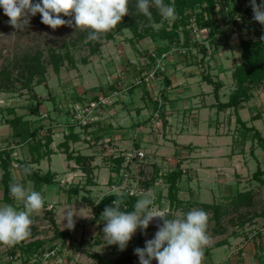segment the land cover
Instances as JSON below:
<instances>
[{
  "label": "rangeland",
  "instance_id": "rangeland-1",
  "mask_svg": "<svg viewBox=\"0 0 264 264\" xmlns=\"http://www.w3.org/2000/svg\"><path fill=\"white\" fill-rule=\"evenodd\" d=\"M32 2L37 3L39 0ZM218 17L221 21V15ZM8 19L0 7V72L5 71L10 75V80L5 78L6 74L0 75V149L12 141V128L7 119L22 115L35 126L44 125L42 134L46 133L48 126L53 125L55 134L51 147L55 153L33 165L42 173L51 170L57 174L56 183L44 185L38 192L48 203L47 208L53 209L59 227L72 232V238L67 240L65 246L60 244V240H55L54 242L58 243L55 253L38 257L40 262L98 264L96 259L88 255L92 252L106 255L113 262L120 260L122 264H139V257L134 250L137 247H145V241L154 238L159 223H155V219L150 222L152 231L144 232L142 236H140L142 230L138 229L126 249L121 251L117 245H109L103 236L105 222L101 219V213L104 210L96 214L83 196L90 195L98 201L109 193L121 194L127 192V189L130 190L129 193L138 196L139 193L146 191L142 183L145 176L141 175V169L149 170L148 175L151 176L154 170L152 163L159 165L160 172H165L181 162L185 175L180 182L179 195L184 204L176 209L174 214L186 213L194 208L202 209L200 208L202 203H219L224 208L229 207L230 210L221 218L222 230L215 229L213 211L207 212L209 215L207 231L211 242L204 251L210 245L226 239L227 244L218 246L217 257H213L215 261L229 264L226 261L229 255L235 261L240 257L247 258L243 252H249L251 259L249 260L248 256V264H258L253 253L256 247L264 245V216H257L264 206V186L254 179L253 174L258 163L264 169V145L252 139L241 143L242 128L232 108L218 112L216 108L211 109L208 106L216 100L212 86L202 75L203 67L199 63L202 54L199 46L191 47L185 59L184 54L183 56L172 52L168 54L163 61L166 64L164 73L170 76L172 83L176 81V86H172L171 89L191 85L192 88L189 90L194 91L204 87L205 90L211 91V96L206 98V106L197 98L185 102L187 106L190 104L194 108L189 114L183 113V107L186 105L182 106L179 102L176 105L171 100L167 102L164 114L168 119L171 113L173 115L172 124L168 125L170 127L168 129L167 125L164 126L160 112V116H157L153 103L158 99L159 91L164 86L163 77L155 74L147 78L153 69H143L149 60L143 52L136 51L132 45L130 39L135 38L134 30L126 28L123 31H116L113 39L99 42L88 40L87 30H75L74 27L68 26L53 30L41 22L39 13L31 17L30 24L22 30L10 26ZM137 20L140 22L137 31L141 32L144 30V22L141 23L139 15L132 21ZM238 21L242 23L239 18ZM159 26L160 24L154 25L156 28ZM168 26L170 27L171 23H168ZM191 26L193 40L204 42L209 48L211 57L208 59L212 75L225 81V86L220 92L221 100L225 101L234 88L233 68L242 61L241 39L257 37L247 30L245 24L238 29L236 25L230 23L226 33L220 34L215 49L210 41L205 40L208 28L200 27L195 22H192ZM178 38L180 43L176 42L177 38L171 40L147 36L136 40L135 44L139 50L141 48L150 51L165 44L181 47L184 41L183 33H180ZM36 51H41L45 73L42 76L37 72L28 83L30 87H27L25 83L27 84L30 77L27 70L29 61H24V58L28 53L35 54ZM53 53L56 58L60 56L62 58L59 71L54 69L55 60L51 58ZM174 74L177 78H172ZM189 74L191 76L187 78ZM41 78V83H37ZM32 93L37 94L41 101L40 114L30 112V105L32 103L36 105L39 100L32 99ZM96 96L101 103L91 107L90 104L97 101L94 99ZM174 96L173 94L172 97ZM257 96L258 98L247 102L248 110L241 111L243 114L241 117L248 125H255L264 135V87ZM201 106L205 108L195 109ZM257 113H261L260 118L250 119ZM87 122L96 123L89 128V132H85L82 127ZM99 122L103 130L97 125ZM187 122L188 125L185 126ZM69 123L73 124L74 130L81 137V140L70 143L71 149L76 154L91 157L89 161L93 177L91 184H87V176L81 165L69 159L64 147L60 146L64 135L70 130ZM193 123L198 125L193 126ZM109 124L115 131L113 140L116 142L110 143L103 139L104 137L98 140L92 138V132L95 131L98 135L104 136L102 132L107 133ZM135 139L140 143V151L144 153V157H138L126 166L130 160L128 158L132 155L130 153ZM14 145L16 157L30 158L27 144ZM232 146H235V152H232ZM118 155H126L119 170L113 161ZM125 166L128 167L127 170H124ZM12 170L16 181L34 190V183L26 179L16 164ZM1 176L0 168V181ZM122 179L123 182L120 183ZM76 184L83 185L84 188L78 195L68 196L63 188L67 189ZM85 189H90L91 192ZM149 189L155 194L157 207L160 202L169 207L168 184L163 177L159 176ZM247 191L252 194L251 203L236 209L231 208L233 197L238 192ZM0 194H3L1 182ZM4 203L6 202L0 199V204ZM16 207L22 208V204L16 202ZM68 210L79 215L75 217L73 229L64 227L66 224V221H63L64 214ZM44 212L42 209L34 216V225L31 235L25 239L26 243L36 239L48 242L52 240L53 224ZM259 231L260 236L257 234ZM11 247L0 244V264L11 262L29 264L28 260L20 256V252L12 258L9 254ZM31 263L37 264L36 261Z\"/></svg>",
  "mask_w": 264,
  "mask_h": 264
},
{
  "label": "trees",
  "instance_id": "trees-1",
  "mask_svg": "<svg viewBox=\"0 0 264 264\" xmlns=\"http://www.w3.org/2000/svg\"><path fill=\"white\" fill-rule=\"evenodd\" d=\"M136 2L137 0H130L129 14L123 17L122 22L117 26L116 29L102 37L99 42L106 39H113L116 31H123L126 28L134 30L133 36L135 38L130 39V41L135 50L140 53L143 52L144 56H146L149 60L143 69L150 70L157 66L158 60L165 53H179L181 56L184 54L185 59L186 55L190 52L189 50L191 47L199 46V51L202 54L201 58H199L200 66L203 67L202 75L204 80L212 86L213 94L216 100L213 106L218 112H223L230 108L234 110V113L236 114V120L242 128V144H244L246 140L252 139L257 140L261 145H264V135L261 133V131L255 125H248V122L242 119L240 115V109L244 107V102L253 98L255 96V92L264 87V39H262V37H264V25L256 22L253 19L254 14L250 6V0H165L166 4H174L177 13V19L174 22H171L170 27L168 26V21H162L155 8L150 9L153 19L152 21H149L137 10ZM261 2H264V0H257V4H260ZM137 15L141 16V23L144 22V30L141 32L137 31V28L140 26V22H138V20L132 21L137 18ZM219 15H221V21L218 17ZM238 18L241 19L242 23H239ZM192 22H195L200 27H206L209 29L205 40L210 41L211 44L214 45L215 49L217 48L216 43L220 40V34L226 33L227 27L230 23L236 25L238 29H241L245 24L247 30L249 32H253L257 37V39H241L240 45L242 48V61L236 64L233 68L232 78L234 88L230 92L228 99L225 101L221 100L220 94L221 90L225 86V83L222 79L212 75L210 71L208 57H211V53L209 48L204 44V42L193 40V37L191 36ZM156 24H160L159 28L154 27ZM180 33H183L184 35V41L181 47H171L170 44H165L157 46L153 51L143 50L141 48L140 51L135 44L136 40L143 39L147 36L171 40H173V38H177L176 42L180 43L178 38ZM41 56V51H36L35 54L28 53L24 58V61H29L27 70L30 72V77L27 80V84L25 83V86L27 87H30L28 83L31 82L37 72L42 76L45 73V66L41 61ZM51 58L55 60L54 69L59 71L61 64L60 60L62 59L61 56L56 58L55 54L53 53ZM155 74L157 76L162 75L164 86L159 91L158 99L153 101L154 110L155 112H160L164 126H166L168 121L166 120L164 111L166 108V102L168 100L167 90L168 86L171 85V80L170 77L164 73L162 68H158ZM0 75H5V78L10 80L9 73L2 71L0 72ZM41 80L42 78L38 79L37 83H41ZM31 98L35 100L39 99L35 93H32ZM94 99L98 101L97 96ZM40 104V99L36 105L32 103L30 105V112L40 114ZM260 116L261 113H257L251 119H257L260 118ZM6 121L12 128V141H10L6 147L0 149V168L2 170L1 183L3 186L2 200L8 204H13L16 206V201H14L9 194V185L13 182H17L12 170L15 164L21 171L25 165L31 167V175H27L25 177L28 181H32L34 183V190L36 191H40L44 185L56 183L57 174L55 172L48 170L46 173H42L41 170L36 169L33 165L40 162L43 158L50 157L53 153H55V150L51 147L55 133L53 125H50L48 126L46 133L42 134L43 129L45 128L44 125L35 126L31 120L24 119L22 115L15 116L12 119H7ZM94 124L96 123L92 124L89 122L82 127L85 132H89V128ZM68 126L70 130L64 135V140L60 143V146L64 147V151L66 152L69 159H73L77 162V164L81 165V169L87 176V184H91L93 181L91 174L92 169L89 162L91 157L81 155L80 153L76 154L75 151L71 149L70 143L81 140V137L80 134L74 130L73 124L69 123ZM101 136L102 135H98L97 131L92 132L93 139H101ZM14 144H27L29 146V153L31 154L30 158L27 159L16 157L14 155L16 145ZM139 150L140 143L137 142L131 151L133 155L126 166H129L138 158ZM125 158L126 155H118L113 158V161L118 165V170L124 163ZM126 166L124 167V170L128 169ZM151 166L154 168L151 176L148 175L149 170H140L141 175L145 176L142 181L143 186L145 187V190H147L156 183L159 176L165 179L166 183L168 184L167 198L169 201V207L167 205L166 207L162 202L159 203V207L166 210L169 213V218H172V216L175 215L174 213L176 209L181 208L184 204V201L180 198L179 192L180 182L185 175V170L182 167L181 162H178L175 167L165 172H160V167L156 163H152ZM253 177L264 186V169L262 168L261 164L258 163L257 170L254 172ZM121 182H123V179L120 181V183ZM82 188H84L83 185L76 184L67 189L63 188V190L68 196H71L73 194L78 195ZM85 190L89 193L91 192L90 189ZM117 194L118 193L114 192L109 193L98 201L94 200L90 195H84L83 198L88 202V204L92 206L95 213L99 214L100 211L105 209V207L112 206V201L116 198ZM120 195L123 199V206L126 207L128 211H132L138 196L129 193V191L123 192ZM251 199V192H238V194L233 197L230 207L236 209L243 205H249L251 203ZM47 206L48 203L45 201L43 208L45 210L44 213L45 216H47L52 222L54 229L52 240L48 242L44 239H36L28 243H26L25 240L21 241L15 246L11 247L9 254L12 256V258H15L18 252H20V256L24 257L26 260H32L38 263V257L44 256L46 252H55L58 246V243L54 242L55 240H60V244L65 246L68 242L67 240L72 238V232L59 227L55 219L53 209H49ZM226 207L224 208L219 203H202L200 208H202V210L205 212L212 210V219L216 223L215 229L217 230V228H220L222 230L223 226L221 224V218L230 210L229 207ZM259 215L264 216V206L261 213H259L257 216ZM151 228L152 227L149 225L146 230L140 232V236H142L144 232L149 231ZM260 232L261 231L257 233L258 236H260ZM227 243L228 240L223 239L220 242L210 245L209 248H215ZM140 248L144 247L141 246ZM88 255L96 259L98 264H122V261L118 260L113 262L110 257L100 253L90 252ZM253 256L256 258L258 264H264V245L262 247H256Z\"/></svg>",
  "mask_w": 264,
  "mask_h": 264
},
{
  "label": "clouds",
  "instance_id": "clouds-1",
  "mask_svg": "<svg viewBox=\"0 0 264 264\" xmlns=\"http://www.w3.org/2000/svg\"><path fill=\"white\" fill-rule=\"evenodd\" d=\"M130 0H0V7L14 29L22 30L30 24L31 17L37 13L41 22L55 30L62 26L75 30H88L87 39L99 41L112 32L129 14ZM253 19L264 25V2L250 0ZM137 10L149 21L153 16L150 9L155 8L162 21L174 22L177 13L174 4L165 0H137ZM68 17L69 19H64ZM264 39V37H262ZM25 176L31 175V167H23ZM9 194L14 201L22 204H0V244L15 246L31 235L34 216L44 208V197L36 190L28 189L20 182L9 185ZM76 212L68 210L64 214V227L73 229ZM157 224L154 238L145 241V247H137L134 253L139 264H203L204 249L211 242L208 234L209 215L202 209L180 212L169 218V213L155 204V194L151 189L138 194L134 209L128 211L123 206L120 194L105 207L101 219L105 222L103 236L109 245H117L125 250L137 230H146L154 219Z\"/></svg>",
  "mask_w": 264,
  "mask_h": 264
},
{
  "label": "crops",
  "instance_id": "crops-1",
  "mask_svg": "<svg viewBox=\"0 0 264 264\" xmlns=\"http://www.w3.org/2000/svg\"><path fill=\"white\" fill-rule=\"evenodd\" d=\"M233 68V67H232ZM172 71H174V70H172ZM166 75H168V74H166ZM169 76V75H168ZM177 75L176 74H174L173 75V77L172 78H175ZM188 77L187 78H190V76H191V74H189V75H187ZM170 77V76H169ZM177 78V77H176ZM171 79V78H170ZM174 80V79H173ZM223 80V79H222ZM224 81V80H223ZM175 82V83H174ZM173 83H172V81H171V85L170 86H168V90H167V97H168V100H167V102H169L170 100H171V102L172 103H175L176 105H177V103L179 102L180 103V105H182V106H185L187 103H185V102H188V101H190V100H194V99H198V100H200L201 102H202V105H204V106H206L205 105V103H206V98H209L210 96H211V91H209V90H205L204 89V87H199L198 89H195L194 91H192V90H189V88H192V86L190 85H185V86H183V87H176L175 89H171V87L172 86H176V81H174ZM224 83H225V81H224ZM118 87V86H117ZM177 89V90H176ZM213 89V88H212ZM175 90L177 91V92H175ZM119 91V90H118ZM199 92V93H197V92ZM259 92H260V89L258 90V91H256L255 92V96L253 97V98H251L250 100H248V101H245L244 102V107L243 108H241L240 109V114H241V116H243V114L241 113V111H246V110H248V107H247V102L249 103L252 99H254L255 97L256 98H258V94H259ZM152 94V93H151ZM173 94L175 95L174 97H172L173 96ZM172 98H173V100H172ZM157 100V99H156ZM166 102V103H167ZM192 102V101H191ZM216 102V101H215ZM185 103V104H184ZM190 103V102H189ZM214 103H211L210 105L208 104V106L211 108V109H213V108H215V107H213L212 105H213ZM200 108H205V107H203V106H201V107H196L195 109H200ZM192 110H194V108L190 105V104H188V106L186 105V107H183V113H188L189 114V112H191ZM185 113V114H186ZM191 115V114H190ZM171 116L173 117V115H172V113L170 114V119H168V116H166V120H170V121H168L167 122V126L169 125V124H172L171 122V120H173V119H171ZM251 119V118H250ZM245 120V119H244ZM218 121V120H217ZM198 122V121H197ZM218 124V123H217ZM97 125L98 126H100V122L99 123H97ZM183 125H184V123H183ZM188 125V122L185 124V126H187ZM193 126H196V125H198V123L196 124V123H193L192 124ZM101 127V126H100ZM170 127L168 126V129H169ZM104 128H102L101 127V130H103ZM106 132L107 133H103L102 132V134L104 135V136H102V138L103 139H105V140H108L110 143L111 142H113L114 140H113V136L115 137V135L113 134L115 131L113 130V127H112V125L111 124H109V126H108V129L106 130ZM148 137V136H147ZM137 138V137H136ZM146 139H148V138H146ZM136 141L134 142V144H133V147H134V145L137 143V139H135ZM114 142H116V141H114ZM141 146V145H140ZM233 147V146H232ZM234 148H235V146L232 148V152H235L234 151ZM1 182V181H0ZM1 196H0V199H1V201H2V198H3V194H0ZM152 230H150V232H151ZM217 250H218V247L217 248H213V249H206L205 251H204V258L206 259L207 258V260H205V259H203V264H220V262L219 261H215V257H217L216 255H217ZM249 252H247V253H245V252H243V255H247V258H243V257H240L239 259H237V260H233L234 258H232V257H230V255H229V257H227L226 258V261L229 263V264H248V256H249V254H251V253H249ZM214 257V258H213ZM251 259V256H249V260ZM240 262H239V261ZM31 261L32 260H28V262L27 263H29V264H33V263H31ZM153 262H154V264H158V262L156 261V260H153ZM53 264V262L52 261H49L48 263L47 262H38L37 264ZM9 264H12V262L11 263H9ZM14 264H16V263H14Z\"/></svg>",
  "mask_w": 264,
  "mask_h": 264
},
{
  "label": "built area",
  "instance_id": "built-area-1",
  "mask_svg": "<svg viewBox=\"0 0 264 264\" xmlns=\"http://www.w3.org/2000/svg\"><path fill=\"white\" fill-rule=\"evenodd\" d=\"M167 55L168 54H163V56L158 60V64H157V66L153 69V71H152V73H150L148 76H147V78L150 76V75H152V76H154L155 75V72H156V70L158 69V68H162L164 71H165V63H163V61H164V59H166V57H167ZM146 78V79H147ZM97 103L99 104V103H101V101L99 100V101H93L91 104H90V106L91 107H95L96 105H97ZM157 114V116L159 115V112H157L156 113ZM160 116V115H159ZM88 123V122H87ZM86 123V124H87ZM130 154H132L133 155V153H130ZM132 155L130 156V158H128V156H127V158L128 159H131V157H132ZM138 157H144V153L142 152V151H138ZM130 161V160H129ZM127 191H130L129 189H127ZM131 194H133V193H131ZM155 223H160V220L158 219V218H156L155 220ZM55 252H47V253H45L44 254V257H45V255L46 256H49L50 254H54Z\"/></svg>",
  "mask_w": 264,
  "mask_h": 264
}]
</instances>
